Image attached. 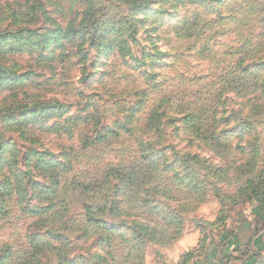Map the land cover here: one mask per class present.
<instances>
[{"label":"rangeland","instance_id":"1","mask_svg":"<svg viewBox=\"0 0 264 264\" xmlns=\"http://www.w3.org/2000/svg\"><path fill=\"white\" fill-rule=\"evenodd\" d=\"M262 179L264 0H0V264H264Z\"/></svg>","mask_w":264,"mask_h":264},{"label":"trees","instance_id":"2","mask_svg":"<svg viewBox=\"0 0 264 264\" xmlns=\"http://www.w3.org/2000/svg\"><path fill=\"white\" fill-rule=\"evenodd\" d=\"M95 26V25H94ZM11 45H9V49H5L3 50L2 52L6 53L8 51H15V48L14 47H10ZM190 122H193V123H198L200 121L199 118H196V114L192 115V118L189 119ZM212 142H215L214 140H212ZM249 185L251 186V192L252 194L254 195L256 201L259 203L260 207L262 209H264V180H260L259 183H254L252 181L249 182ZM197 188V187H196ZM263 221H264V217H263ZM248 247H249V244H248ZM258 252L256 251L255 252V255L257 254ZM204 255H206V253L201 250L198 247H195V248H192L190 250H187L186 252H184L182 255H181V259L179 261L178 264H199L197 263L201 257H203ZM255 255H252L249 257V254L247 255L246 259L245 257H234L232 255H226V256H229L228 258H231V259H245V260H242L243 264H248V263H253L255 260H254V256ZM221 263L223 264H229V262L227 263V261H223L222 259H220ZM251 260V261H250Z\"/></svg>","mask_w":264,"mask_h":264},{"label":"crops","instance_id":"3","mask_svg":"<svg viewBox=\"0 0 264 264\" xmlns=\"http://www.w3.org/2000/svg\"><path fill=\"white\" fill-rule=\"evenodd\" d=\"M182 255V254H181ZM181 257H179L173 264H178ZM221 260H218L214 254L210 253L208 255H204L200 258V260L197 262L199 264H221Z\"/></svg>","mask_w":264,"mask_h":264}]
</instances>
